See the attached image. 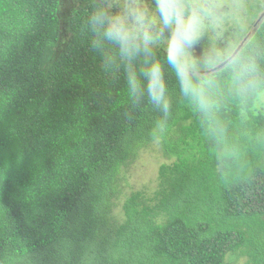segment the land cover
<instances>
[{
    "label": "trees",
    "instance_id": "trees-1",
    "mask_svg": "<svg viewBox=\"0 0 264 264\" xmlns=\"http://www.w3.org/2000/svg\"><path fill=\"white\" fill-rule=\"evenodd\" d=\"M194 1L0 0V264H264V0L223 33Z\"/></svg>",
    "mask_w": 264,
    "mask_h": 264
},
{
    "label": "rangeland",
    "instance_id": "rangeland-1",
    "mask_svg": "<svg viewBox=\"0 0 264 264\" xmlns=\"http://www.w3.org/2000/svg\"><path fill=\"white\" fill-rule=\"evenodd\" d=\"M256 3L257 1L253 2L252 0H198L194 1V5L202 4V8L208 12V14L202 15L194 13L195 17L178 16L176 22L178 23L177 25L185 27L188 31L197 33H202L206 29L209 32H214L212 27L223 33L228 29L230 30L235 21L238 22V24H241L240 27H243L244 29L249 27V25L254 26L255 24V22L250 21L251 19L248 20L246 15L252 16L253 13L251 12L253 11L249 13L248 6L252 7ZM148 10L153 12L151 9ZM152 15L155 16L154 12ZM141 20H146V18L144 19V17H142ZM158 21L159 20H157V22H152V24H150V28L153 29L156 25L158 27ZM159 36H161V34ZM153 44L155 46H163L170 53L185 57V55L183 56L180 51L173 48V43L168 39H157V41H154ZM186 60L187 63H190L191 58L186 57ZM263 100L264 95H261L259 101L263 102ZM166 163H170V161L165 157L159 143H155L149 148L142 150L138 160L122 170L119 179L120 195L118 196L119 199L115 202L116 205L113 210V217L115 221L119 222V224L124 222L125 214L123 212V206L125 201L132 195L141 193L144 195L146 200L154 198V194L159 187L158 178L160 168Z\"/></svg>",
    "mask_w": 264,
    "mask_h": 264
},
{
    "label": "water",
    "instance_id": "water-1",
    "mask_svg": "<svg viewBox=\"0 0 264 264\" xmlns=\"http://www.w3.org/2000/svg\"><path fill=\"white\" fill-rule=\"evenodd\" d=\"M264 20V16L260 19L259 24ZM245 43H243L235 52V54L231 57V59H229L226 63L222 64L221 66H219L214 72H217L221 69H224L225 67H227L231 62L234 61V59L238 56V54L241 52V50L243 49V45Z\"/></svg>",
    "mask_w": 264,
    "mask_h": 264
},
{
    "label": "flooded vegetation",
    "instance_id": "flooded-vegetation-1",
    "mask_svg": "<svg viewBox=\"0 0 264 264\" xmlns=\"http://www.w3.org/2000/svg\"><path fill=\"white\" fill-rule=\"evenodd\" d=\"M194 7H196V6H194ZM194 9H195V8H194ZM263 16H264V14H263V15H261V18H262ZM259 21H260V20H259ZM259 21H258V22H259Z\"/></svg>",
    "mask_w": 264,
    "mask_h": 264
}]
</instances>
